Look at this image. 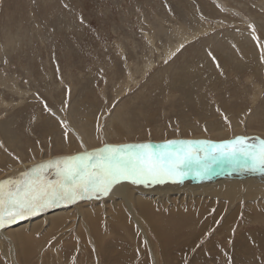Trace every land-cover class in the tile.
<instances>
[{
	"label": "rangeland",
	"instance_id": "1",
	"mask_svg": "<svg viewBox=\"0 0 264 264\" xmlns=\"http://www.w3.org/2000/svg\"><path fill=\"white\" fill-rule=\"evenodd\" d=\"M191 32L196 36L189 38ZM263 49L264 0H0V125L14 123L8 136L17 133L16 146L29 157L9 146L0 126V181L14 161L57 155L56 132L47 129L57 122L73 132L68 110L80 98L83 109L95 111L98 132L114 140L149 135L162 142L181 134L224 142L243 124L264 140V71L255 68ZM120 108L130 120L110 126ZM197 176L196 184L175 185L187 206L178 215L163 213L173 217V229L182 224L181 232L168 231V221L169 238L158 236L137 207L146 235L133 221L121 225L109 216L95 228L81 219L66 234L39 232L20 241L15 230H4L12 243L5 246L8 262L0 253V264L15 258L17 264H264L263 183L239 184V197L249 192L257 199L226 202L216 195L221 185L203 197L191 192L189 186L214 178L212 171ZM176 216L196 217V233ZM29 241L32 249L23 247Z\"/></svg>",
	"mask_w": 264,
	"mask_h": 264
},
{
	"label": "bare ground",
	"instance_id": "2",
	"mask_svg": "<svg viewBox=\"0 0 264 264\" xmlns=\"http://www.w3.org/2000/svg\"><path fill=\"white\" fill-rule=\"evenodd\" d=\"M193 34L194 32L193 33L191 32L188 37L190 38L191 36V38H193L196 36L197 33L195 35ZM233 37L232 38L227 37L226 39L228 42L232 43ZM178 38L180 41L181 39H183L180 36H178ZM245 39L250 43V45L252 44L251 42L253 41L252 38H249L251 39V41L248 39V37H246ZM244 40L242 42H244ZM187 41L189 42L190 40H187ZM252 46L253 45L249 46V48H252ZM261 52L259 54H263V57H259V63L256 64L255 68H257V70L264 71V49ZM239 53H240V50H239ZM251 60H253V57ZM255 63H257V61ZM253 64L254 63H252V65ZM243 65L246 66V64H243ZM187 68L189 67L187 66ZM175 83L179 85L180 87H182V90L183 88H185L184 86L186 87L189 86V90L191 89V86L189 84H186V83H183L177 80L175 81ZM83 105H84L83 98H80L79 100L75 101L71 109L68 110L70 113L69 120L71 121V124L74 127V129L72 128L74 130L73 132L71 129H66V127H64L63 129H60L57 122L53 124V127L51 126L48 127L47 129L48 133L53 132V131L56 132V138L58 141L57 150H59L57 155L49 152L48 155L46 154V157H48V159L45 158L44 154H42L40 158L35 157L30 161H23L21 165H20L21 162L14 161L11 164V166L5 170V173L7 174L5 178L7 179L9 175L8 180L12 178L13 181H18L22 179V176L20 174L24 173L25 170L27 169H31L34 164L38 165L48 160L69 157L72 155L79 154L83 151L91 152L93 150L100 149L106 145L118 146V145H135V144H142V143H151L153 146V151H156L157 150L156 145L163 144L167 141H210V142L219 143L218 141L214 140L215 138H218V137H214L213 140L210 139V138H213L211 136L203 137V138H209L210 140L202 139V138L187 139V138H184L181 134H178V136H176L177 138L175 139L174 138L168 139L162 142L155 141L154 138L149 137V135L147 136V138L142 139L144 141L136 140V142H133L130 139V137H128V135H124L123 137L115 136L116 140H114L110 134L109 136L107 133L103 135L102 132H98L99 129L94 127L95 121H93L94 117H92L95 111H92V112H90L89 110L86 111L85 109H83ZM56 110H58V107ZM104 111L106 112V109ZM58 114L59 113H57V115ZM62 116L60 119H63ZM127 116L128 115H126V111L122 110L121 108L120 110H115V114L112 116V122L109 125L112 126V123H114V121L119 122V123H122L124 121H129L130 118H128ZM56 119H59V118H56ZM99 122H101V118L99 121H97L98 125H99ZM13 124L14 123H12L11 121L1 123L0 126L5 136H8V132H7L8 126L9 125L13 126ZM124 125H126L125 122H124ZM246 127L247 125L243 124L240 128H236L234 131L228 134H230L231 137L233 138L246 135V138L249 139V142L254 141L258 143L259 140H262V138L255 135L256 133L253 134L252 131L246 130L247 129ZM113 132L116 135H119L120 130L113 129ZM72 135L74 137H72ZM73 138H75L76 141L73 140ZM7 139L9 140V146L12 148H15L14 150L19 152L21 158L23 157L24 160L29 159V157H24L22 153V145L16 146V142L19 141L17 133H14L12 131V136H8ZM109 141L114 142V144L108 143ZM104 143H107V144H104ZM39 154L40 152L34 155L38 156ZM222 169H225L227 173L232 172V175L235 177V179L231 177H223ZM186 172L187 174L183 177L182 180L196 184L198 182V176L196 175L195 173L196 171L194 170V168L191 170H186ZM212 172H213L212 177H214L212 180L210 178L206 179V177H204L202 183L195 186V188H193L192 186H189L190 191L196 194L200 193L199 195L203 197L205 194L209 192V190H211V189H207L208 187L210 188L214 185H218V186L221 185V188L217 190L216 195L218 198L228 202L230 200H235V199H240V198H250V197H252L253 199L258 198V197L252 196L249 192L247 194L242 193L241 197H239L237 193L239 192V184L241 182L245 188L251 185H256L258 183H263L264 185V170H251L250 168L237 167L235 165L228 163L227 161H224V162L215 164L213 166ZM216 175H219V177H215ZM48 178L55 179L54 171L48 172ZM6 179H4V181H7ZM178 182L179 181L173 182L171 180H166L163 183H152L151 181H149L147 184H134L131 181L124 180V181H120L119 183L115 184L112 187V190L106 196L98 195V194L93 195L91 197L86 196L82 199H77L75 202H72V203H60L55 207L46 208L36 215L28 216L10 225H6L4 228H0V253L7 261L8 253L5 249V246L8 245L7 242L9 243H12V242L7 238V234L4 230L10 229V228L11 230H15L13 235L16 238V240L20 241L22 237L25 235L32 236L39 232H40L39 234L44 233L46 231L49 233H53V234H56L59 232H61V234H66L67 232L71 231L72 223L73 222L79 223L81 222V219L83 220L85 219L87 221L88 223L87 229L90 228V226L95 228L100 225V221L104 216H109L110 221H112L113 223L116 222L117 224L119 223L121 225H123L125 221L127 223L130 221H133L134 224L136 226H139V229H141L142 232H144V234L146 235V230L148 229L145 225V222L138 220L137 214L134 210V208H137V207H140L141 209L145 211L146 219L153 226V228L155 229V233L158 236L160 235L162 238L163 237L169 238L167 235L164 234V233H167V232H164V228L165 226H167L166 224L168 223V221H170L171 223L173 217H166V215L163 216V213L170 212L174 214L175 211H177L176 213L178 215L187 206V203L185 202L181 192L177 190V186H175L178 184ZM166 185H168L169 187ZM130 190L133 191L132 195H129ZM263 194H264V188H263ZM86 200L89 201L88 204L84 203ZM107 210L110 212H108ZM107 214H110V215H107ZM133 216L135 217V219L131 220V217ZM177 217H179V219H183L186 221L188 220V222L190 223V224L188 222L185 223L184 229H186V232H190V234L196 233V229L198 226L195 223V222L198 223L196 217L193 216L194 218L192 217L187 218V217L176 216V218ZM169 225H172V226H169ZM168 226L169 227L167 230L171 231L173 229V223L168 224ZM174 226H175V228L173 229L174 231L175 229L179 230L180 232L182 231L181 222L176 223ZM169 233H170V236L174 234V232H169ZM28 243L33 244L32 241H29L26 244H24L23 247L32 249L33 247L29 246ZM14 249H15L14 254L16 256V254L19 253V249L16 246L14 247ZM15 259L13 261L9 259L11 264H17Z\"/></svg>",
	"mask_w": 264,
	"mask_h": 264
},
{
	"label": "snow or ice",
	"instance_id": "3",
	"mask_svg": "<svg viewBox=\"0 0 264 264\" xmlns=\"http://www.w3.org/2000/svg\"><path fill=\"white\" fill-rule=\"evenodd\" d=\"M156 149L153 151L151 143L106 145L33 165L20 174L22 179L18 181H0V228L60 203L97 194L106 196L124 180L134 184L177 182L193 168L204 177L224 161L264 170V140L249 142L238 136L219 143L167 141ZM49 171H54L55 179L48 178Z\"/></svg>",
	"mask_w": 264,
	"mask_h": 264
}]
</instances>
